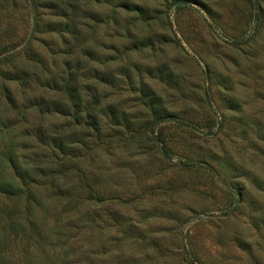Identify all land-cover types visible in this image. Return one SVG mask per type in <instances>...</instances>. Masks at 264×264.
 <instances>
[{"label":"rangeland","instance_id":"obj_1","mask_svg":"<svg viewBox=\"0 0 264 264\" xmlns=\"http://www.w3.org/2000/svg\"><path fill=\"white\" fill-rule=\"evenodd\" d=\"M57 1L0 0V171L37 173L0 195V264H264V0ZM68 69L100 135L27 106Z\"/></svg>","mask_w":264,"mask_h":264},{"label":"trees","instance_id":"obj_2","mask_svg":"<svg viewBox=\"0 0 264 264\" xmlns=\"http://www.w3.org/2000/svg\"><path fill=\"white\" fill-rule=\"evenodd\" d=\"M46 2H50L49 4L55 7L59 6L58 1L53 0H31V3L33 4V7H40V5L45 4ZM76 3V0H67L66 5L71 8V10L75 11L76 8L74 7V4ZM64 9H66L65 6H63ZM38 20H35V29L37 28ZM4 60H7L6 58L1 59L0 63H2ZM17 68L15 71H19L17 74L7 72L2 74L6 79L13 80V81H19L26 84H29L30 82H33L34 80L41 79L40 77H36L38 74L35 71V68H27L22 67V70H18ZM65 77H62L60 75L57 78L52 79L53 84L51 81H49L48 86H54V89L60 92L61 99H41V100H35L30 101V104L27 105L28 107L34 106L38 107L40 110L45 111L46 113L56 112L60 115H68L73 116L75 120V124H78V126H82V128H90L96 135H100L101 129H102V119H101V111L97 110V105L92 103H99L100 101H92L87 100V102L84 101V87L81 86L80 77L78 75V72H73L71 69H68V72L63 73ZM1 76V75H0ZM86 87H89L87 85ZM85 94V93H84ZM9 101L13 103V99L9 97ZM87 103V104H85ZM113 116L115 118H118V113L114 112ZM163 118V117H162ZM169 120V117H164L161 120ZM84 129V130H85ZM78 129L75 128L73 131L69 133V131H66L60 135L55 132H51L47 139L42 137L43 129L42 127L37 128L34 130L40 138H42L47 146H52L53 148L58 149L59 151H71L70 143L72 136H75L78 131ZM32 131H29L28 134H30ZM33 133V132H32ZM19 158L16 157V154L14 153L10 158L9 161L11 162V167L13 169V173H7V171H0V195H4L6 197H15V196H21L23 193H27L30 200L35 201L37 200L35 194L33 193V187L35 184H37L36 180V171L35 168L31 165L32 162L28 160V158L25 156L20 161ZM50 166V165H48ZM47 168L48 175L52 178V183L56 180L54 179L53 173L54 169L53 166ZM34 168V169H33ZM41 168V167H37ZM14 221L10 220L8 227L14 228ZM1 260V259H0ZM3 263V262H2Z\"/></svg>","mask_w":264,"mask_h":264}]
</instances>
